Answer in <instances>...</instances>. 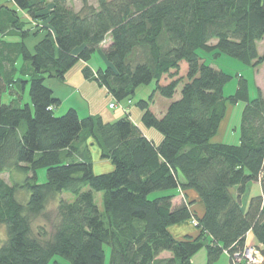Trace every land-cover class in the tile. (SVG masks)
I'll use <instances>...</instances> for the list:
<instances>
[{
    "label": "trees",
    "instance_id": "obj_1",
    "mask_svg": "<svg viewBox=\"0 0 264 264\" xmlns=\"http://www.w3.org/2000/svg\"><path fill=\"white\" fill-rule=\"evenodd\" d=\"M8 2L12 6L0 4V225L6 233L0 264H48L53 256L68 264H192L201 248L206 264L222 254L232 264L248 245L264 264V95L257 89L250 98L241 75L225 95L232 76L198 53L224 54L252 67L263 62L264 0H97L78 10L66 0ZM18 12L42 29L31 31ZM30 36L37 39L32 48ZM106 37L105 65H84L83 78L116 102L130 101L138 86L154 81L148 100L136 104L141 123L156 129L160 140L147 137L129 113L113 121L79 117L72 107L55 114L60 100L45 78L63 81ZM181 62L184 82L174 78ZM180 83V96L172 100ZM27 84L30 103L21 105ZM7 91L17 96L2 102ZM155 93L171 100L159 116L149 108ZM239 102V142H214L227 106ZM89 145L111 170L95 172ZM42 168L45 181L37 183ZM11 169L24 180L7 183L1 174ZM251 182L261 192L243 209L240 196ZM19 189L29 192L24 203L15 196ZM154 191L162 193L149 198ZM64 192L73 198H58L50 234L42 225L35 230L33 217ZM185 221L196 235L176 238L169 228Z\"/></svg>",
    "mask_w": 264,
    "mask_h": 264
},
{
    "label": "rangeland",
    "instance_id": "obj_2",
    "mask_svg": "<svg viewBox=\"0 0 264 264\" xmlns=\"http://www.w3.org/2000/svg\"><path fill=\"white\" fill-rule=\"evenodd\" d=\"M86 2L87 4L96 6L97 0H66L68 6L73 8L74 10H78L82 4ZM0 4H6L8 6H12V3L8 2V0H0ZM19 18L21 20L25 19L28 20L29 26L31 27V31L34 29L36 25L41 27L42 23L36 24V22L31 21L23 12H18ZM38 34H41L39 32ZM35 36V35H34ZM34 36H30L26 43L28 44L29 48H32ZM7 40H14V38H6ZM35 41V40H34ZM109 43V37L99 45V48L93 53L92 57L86 64L91 68H97L99 66H104V61L102 57V49L106 47ZM259 54H263L264 46L263 43H258ZM199 55L205 60V62L211 65L214 68L221 69L225 73H228L232 76V78L227 82L224 86V94L229 95L234 92L236 88L237 82V75H241L247 79L248 82V93L250 98H254L257 95V89H259L264 94V61L259 63L257 66L252 67L245 65L240 60L236 58L229 57L227 55L221 54L218 57H214L212 52H205L202 50L198 51ZM22 62L21 60L18 61L17 65H20ZM85 65L82 61L77 62L65 75V82L64 81H56L53 78H45L44 83L47 86H50L54 90V95L59 96L60 103L55 108V114L61 115L63 114L68 108H74L79 117H84L86 115H100L104 121H113L118 119L119 117L123 116L126 113L130 114V118L132 121L138 124V126L144 131L149 133L148 135L152 136V132L156 134L160 139L161 135L158 131L152 127L147 128L145 127L140 120L141 117V109L136 104L139 99L148 100V96L151 93L152 89L155 86V82L151 81L149 84H142L138 86L135 90L134 95L129 100H123L121 102H116L113 100L102 87L98 86L94 81L85 80L82 76L81 69ZM187 66L185 62H181L179 65L178 74L174 77H181L182 81H185V74H186ZM28 79V76L26 77ZM170 80L168 75H164L162 79V83H167ZM182 83H180L175 91V94L172 100L179 98L180 96V89ZM29 85L27 84L25 90L20 93L21 96V105L24 103H30L29 93H28ZM16 94H9V92H5L1 96L2 102H10L13 98H15ZM170 99L164 98L160 96L158 93H155L153 96V100L149 105L150 110L156 115L159 116L163 113L166 106L170 103ZM114 103L115 108H110L109 104ZM239 104H243L239 102ZM236 108L232 113L229 123L232 124L235 122L236 116ZM155 137V136H154ZM156 138V137H155ZM157 139V138H156ZM92 151V155L98 162H94L95 165V172L101 173L106 172L108 169V165H103L102 159H97V152L98 149L94 145H89ZM100 157V156H99ZM108 162V161H107ZM110 164V163H108ZM37 175V183H42L45 181V170L38 169L36 171ZM1 177L7 183H20L21 180H24L25 175L19 172L17 169H11L10 171H5L1 174ZM253 185L252 193L257 195L260 193V185L257 182L250 183ZM259 191V192H258ZM162 193V191H154L149 194V198H153L158 196ZM164 193V192H163ZM17 200L24 203L27 201L29 197V192L26 189L18 190L15 193ZM253 196V195H252ZM58 198H63L65 200H71L73 196L70 193L64 192L59 195H55L53 198H50L45 205L44 212L41 214L33 217V228L35 230L38 229L39 226H43L46 230L47 235L51 232V225L52 219L54 218L55 214V207ZM180 198V196H179ZM95 201L102 208L101 205V193L95 192ZM191 224V223H190ZM6 237L5 227L4 225H0V244L4 241ZM105 250L107 252L108 258V247L105 246ZM194 264H206L207 256L206 251L204 248L198 250L195 255L192 257ZM227 263V255L222 254L217 260H215L212 264H226ZM48 264H68V262L60 256H53Z\"/></svg>",
    "mask_w": 264,
    "mask_h": 264
},
{
    "label": "crops",
    "instance_id": "obj_3",
    "mask_svg": "<svg viewBox=\"0 0 264 264\" xmlns=\"http://www.w3.org/2000/svg\"><path fill=\"white\" fill-rule=\"evenodd\" d=\"M31 39L33 40V45H34V43L37 40L36 37L31 38ZM103 61H104V65H105L104 58H103ZM83 63H85V62H83ZM85 65H87V64L85 63ZM92 69H95V68H92ZM53 79H55V78H53ZM55 80L57 81L58 79H55ZM58 81H61V80H58ZM48 87L53 91V94H54V90L50 86H48ZM104 91L106 92L105 89H104ZM55 97H57L59 99V96L56 95ZM235 107H237L236 108V111H237L236 116L237 117L235 118V122L230 124L229 121H230V118L232 116V113H233ZM242 108H243V104L240 105L239 103L227 106L226 114H225L224 118L222 119V121L219 124L218 131H217L216 135L212 138V140L214 142H225V143H230V144H237L239 142V124H240V116H241ZM135 124H137V123H135ZM144 134L147 137L152 138V139H154L156 141L160 140V139H158L159 137L156 134H154L153 132H152V136L148 135L149 133H147V132H144ZM90 151H91V148H90ZM96 152H97L96 154H97V159H98V158H100L99 157L100 156L99 155V150L96 151ZM91 155H92V151H91ZM92 159H93V162H98V161L95 160L94 155H92ZM101 161L103 162L102 163L103 165H108V167H107L108 170H111L112 166H111V164H108V163H110L109 161L107 162V160H105V159H102ZM94 168H95V165H94ZM252 187H253V185H251L249 183L246 186L244 192L240 196V202H241V206H242L243 209L246 207L248 199L250 198V196L254 195V193H252ZM235 191H236L235 188L232 189V193L233 194H235ZM191 196H192V198H194L196 200V205L195 206L198 209V211L200 212L201 209H202L201 204L198 202V199L195 197V195L192 192H191ZM179 200H180L179 196H177L174 199L175 202H178ZM261 208H262V210L264 212V203L262 204ZM169 230L176 238H181V237H184L186 235H189V236L196 235V230H195V228H193V226H191L189 221H185L183 223H179V224H176L174 226H171L169 228ZM247 242L250 243V244L254 243V237H253V234L251 232H249L247 234ZM191 261H192V264H194L192 259H191Z\"/></svg>",
    "mask_w": 264,
    "mask_h": 264
},
{
    "label": "built area",
    "instance_id": "obj_4",
    "mask_svg": "<svg viewBox=\"0 0 264 264\" xmlns=\"http://www.w3.org/2000/svg\"><path fill=\"white\" fill-rule=\"evenodd\" d=\"M109 107L115 108L116 106L114 103H110ZM233 260L232 264H260L262 256L256 247L248 245L244 248L242 253H235Z\"/></svg>",
    "mask_w": 264,
    "mask_h": 264
}]
</instances>
